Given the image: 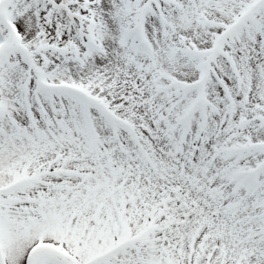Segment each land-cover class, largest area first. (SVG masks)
Listing matches in <instances>:
<instances>
[{
	"label": "rangeland",
	"instance_id": "1",
	"mask_svg": "<svg viewBox=\"0 0 264 264\" xmlns=\"http://www.w3.org/2000/svg\"><path fill=\"white\" fill-rule=\"evenodd\" d=\"M75 1L76 4L70 5L58 0L50 2L51 7L61 14L57 20L66 26L64 34H71L68 28H70L69 23L72 24L73 19L78 18L80 27L83 28L85 19L96 17L97 33L95 40L98 46H103L104 55L97 54L86 46H78L79 53L69 59L65 58L66 55H55V57L47 55L48 58L45 60L46 62L49 61V63L47 62L49 65L46 66L45 70L54 64H57L59 70L57 74L53 70V74L48 75L49 80L44 81L45 85H43L46 93L43 94L33 90L32 78L21 70L22 67L18 66L16 60L23 57L17 56V54L23 50L17 49L16 42L10 48L11 51L0 54V100L2 101L0 109L4 111V122L2 121L0 124V216L2 215L0 231L5 240V245L2 244L3 247L0 250V264H27L25 259L30 243L32 244L39 237L45 240H53L50 244L56 250L69 256L71 264H188L189 260L187 259L190 253L188 251L189 244L185 240L187 233L164 227L166 215L161 214L160 204L156 203L153 193H144L145 202L134 201L125 205L122 201L123 198L118 194L119 192H115L114 188L110 189L108 184H106V188L102 187L104 177H110L109 172L105 169H102V175L100 173L96 180H92L93 184H97L96 190H93L92 194H74L73 191L70 195L67 192L63 193V187H60L58 205H50L44 202L30 205L24 202L30 196L24 195L25 191L22 192L24 194L19 192L21 183L24 182L21 180L22 177L31 176V182L34 179L35 173L33 172L38 171L36 166L46 165L52 162L53 158H58L60 162L63 156L67 162L59 163L58 172L54 173L52 178H44V181H54V183H60L61 186H66V184L72 186L76 181L74 176L76 168L88 167L87 162L84 161L88 157H85L83 153L91 148L93 139L87 138L83 126L82 110L85 108V113L92 116L93 113H91L90 108L104 95L100 92L101 87L106 91L111 87V91L113 87L124 88L125 86V93L136 86L144 89L150 88L148 84L140 80L141 71L138 69L134 70L135 80H131V85L127 81L117 82L120 77L113 74V69L121 56V45L123 44L120 40L125 35V30L130 32L136 30V26L131 24L132 17L129 16L130 14L124 16L122 13L123 17L119 15V0H85V5L82 0ZM244 1L246 3L242 5ZM247 1L210 0L202 5L201 0H169L173 4H168L167 15L173 24L162 29L155 27L154 23L148 21L146 29L143 25H139L136 30L137 34L167 51L164 54V61L159 60L158 64L151 69V75L156 76L158 71L164 69L168 75L172 76L187 70L182 61L174 56L170 59L173 65L172 69L165 68V66H169L167 65L169 61H165V58L169 56V42L170 45L171 42L176 44L183 39L189 45L199 47H207L210 44V35H208L207 30L201 29L196 24L192 26L189 24L191 10L195 19L204 16L211 17L219 21L218 23L225 25L226 29L229 30L238 20V12L251 2L250 0V2ZM32 2L33 0H8L3 13L10 22L12 21L17 40L24 36L28 46L36 47V38L40 32L36 24L41 25L44 17L36 18ZM193 4L197 7L196 12L192 8ZM67 6L69 9L75 7L78 11L75 15L72 12L63 14ZM174 6H179V8H174ZM260 9L255 13L252 20H243L244 23L239 26L241 29L238 30L234 42L238 47L245 45L253 53L256 48L257 37L264 30V7ZM80 11L86 12L80 16L82 14ZM3 13L0 11V48L9 45V40L13 36L8 27L7 29L4 28ZM75 25L77 26V22ZM26 33L28 38L24 35ZM53 33L50 30L48 34H45L44 39L46 40L48 37L49 43H51V40L54 39ZM132 39L133 36L131 41ZM61 40L62 38L59 39V44H62ZM79 43L82 45V40H79ZM87 44L85 43V45ZM46 54L44 55L45 58ZM259 63L260 60L256 58L253 63L255 66L251 64V71H243L245 74L243 82L249 84V95L253 99L252 106L248 104L249 108L258 113L264 111V73L261 69L263 67H258ZM127 71L132 72V69L128 68ZM182 77L185 81H192L191 78L184 77V74ZM64 86L72 87L75 93L64 92ZM204 90L206 91V88ZM123 91L116 89L112 96L107 94V100L112 104V107L111 104L109 107L115 109L122 120L124 119L129 123L127 129L132 130V132L124 131V134H120L121 142L128 149L126 153L132 152L129 150L133 148L139 151L153 148L152 156L157 161L161 158L165 160L162 152H166L167 161L169 160L170 163L177 162L182 159L186 147L195 153L194 143L197 144L198 149L202 141L212 144L220 134L219 118L214 116L217 112L215 111V114L209 112V117L204 124L205 127L210 126L212 128H209L212 134L205 132L202 135L200 120L205 108L202 94L192 98L195 100L192 108L190 105H187L186 109L174 105L172 109L166 98L160 100L151 98V101L145 103L144 97L141 102L139 93L128 94L132 98L126 102L122 97ZM149 95L151 96V94ZM178 108L180 112L182 109L185 110L184 114H187V118H192L190 120L191 128L197 127V130L193 129L192 131V140H187L185 145H181L179 141L181 134L177 133L175 126L170 127L172 125L170 116H173L174 111H177ZM188 109L190 110L187 112ZM7 119L19 125L32 120L30 127L35 126L39 138L31 140L24 138L25 135L16 134L15 136L12 132L11 123ZM142 124L145 128L143 132L140 127L138 130V125ZM93 126L95 133L103 134V131H106L105 135L112 133V130H109L107 125L100 121L93 122ZM176 127L182 128V124L177 122ZM136 129L138 131H135ZM261 132L256 133V139ZM131 133L132 136H129ZM142 133L146 134L142 136ZM105 135H102L98 142L96 139L94 143L102 144L103 142L107 148H111V144L115 141H110ZM201 135L202 140L198 139ZM259 140L264 141L260 137ZM40 141L44 144L42 148L48 147L51 151L48 149L49 152L47 150H31V147L37 146ZM187 144L189 145L186 146ZM202 148L203 146L198 151H202ZM29 151L33 153H29ZM54 153L57 154L53 156ZM43 165L41 167L44 169L45 166L43 167ZM63 172L67 175L63 176ZM175 172L177 173V170ZM22 173L23 175H21ZM164 173H168L166 168ZM2 189L4 191H1ZM204 200L206 202L204 206H207L209 199L204 196ZM79 208L85 209L87 212L79 213ZM196 208H198V212L203 210L202 205H198ZM9 211L12 212V216L9 215ZM257 211L259 209L254 212ZM18 212H23L22 214L26 217L16 219ZM228 214L226 217L232 218V222L235 223L232 214ZM37 215L38 217H36ZM148 216L151 221L147 219ZM197 216L199 213L193 220L194 224L198 225ZM35 224L37 231L30 229V226ZM27 228H29L28 231ZM145 230L151 232L143 234ZM203 233L207 239L205 249L202 252L204 259L200 263L192 259V262H195L193 264H227L224 258L220 260L215 257L213 245L209 242L208 227L203 229ZM141 234L144 235L142 239H140ZM229 235L240 237V235L235 234ZM154 243H157V247ZM37 255L36 253L32 258L31 264H65L60 257L52 258L44 254Z\"/></svg>",
	"mask_w": 264,
	"mask_h": 264
},
{
	"label": "trees",
	"instance_id": "2",
	"mask_svg": "<svg viewBox=\"0 0 264 264\" xmlns=\"http://www.w3.org/2000/svg\"><path fill=\"white\" fill-rule=\"evenodd\" d=\"M140 177V176H139ZM151 179V178H150ZM150 179H148V184H150V182H151V180ZM154 180V179H153ZM142 181H146V178L145 177H142ZM180 186H184V185H180ZM183 191H184V194L183 195H181L182 197H188V190L187 189H183Z\"/></svg>",
	"mask_w": 264,
	"mask_h": 264
}]
</instances>
